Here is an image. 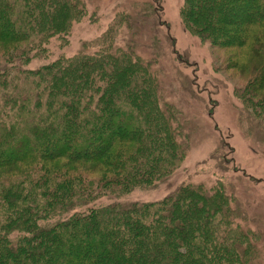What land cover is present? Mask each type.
<instances>
[{
  "label": "trees",
  "instance_id": "1",
  "mask_svg": "<svg viewBox=\"0 0 264 264\" xmlns=\"http://www.w3.org/2000/svg\"><path fill=\"white\" fill-rule=\"evenodd\" d=\"M113 1L97 36L52 59L88 0H0V264H264L262 215L245 202L255 178L229 165L221 133L223 175L174 178L196 123L174 88L208 104L156 22L159 1ZM181 18L238 76V118L262 143L264 0H182Z\"/></svg>",
  "mask_w": 264,
  "mask_h": 264
},
{
  "label": "rangeland",
  "instance_id": "2",
  "mask_svg": "<svg viewBox=\"0 0 264 264\" xmlns=\"http://www.w3.org/2000/svg\"><path fill=\"white\" fill-rule=\"evenodd\" d=\"M158 1L161 13L157 16L156 22L170 34L176 56L179 57V68L193 76L196 89L201 97L207 99L208 104L206 108L198 101L192 102L181 93L180 86L174 88V98L183 102V110L188 113L184 114L189 120L196 121L191 149L176 170L174 178L176 181H181L191 174L195 181H205L210 184L214 177L223 175L224 172L220 168H215L216 162L211 159L217 146L218 134L221 133L228 145L227 160L233 161V164L229 162V165L236 167L240 174L254 177L255 181L260 179L257 183L246 182L248 185H254V190L249 194L250 200L245 199V202H250L251 208L258 209V213L262 215L264 234V141L260 144L256 143L251 132L247 133L250 124L248 125L244 118L242 120L238 118L242 106L235 93V86L240 84L238 76L223 68L218 70L221 63L217 61L216 67L213 65L210 46L185 28L181 18L182 0ZM114 5L113 0H88V16L73 23L72 33L64 46L56 39L50 43L49 47L54 55L52 59H56L60 52L67 54L77 52L82 47L83 41L97 36L115 13ZM49 62L50 59L37 58L29 66L34 68ZM238 189L240 195L245 197L244 187L239 185ZM165 193L159 188L148 191L137 190L130 197L157 200Z\"/></svg>",
  "mask_w": 264,
  "mask_h": 264
}]
</instances>
